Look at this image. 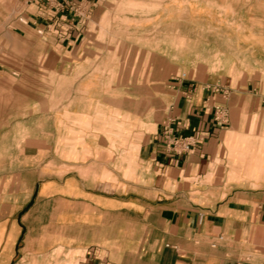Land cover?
Returning <instances> with one entry per match:
<instances>
[{
	"label": "crops",
	"instance_id": "0c3cea01",
	"mask_svg": "<svg viewBox=\"0 0 264 264\" xmlns=\"http://www.w3.org/2000/svg\"><path fill=\"white\" fill-rule=\"evenodd\" d=\"M28 4L59 79L0 114V264H264V0Z\"/></svg>",
	"mask_w": 264,
	"mask_h": 264
},
{
	"label": "rangeland",
	"instance_id": "374dc122",
	"mask_svg": "<svg viewBox=\"0 0 264 264\" xmlns=\"http://www.w3.org/2000/svg\"><path fill=\"white\" fill-rule=\"evenodd\" d=\"M29 6L27 0H0V114L13 109L17 92L24 89L16 80L42 86L47 79H59L49 70L59 64V56L50 51V43L39 29H26L24 17ZM256 57L264 63L263 53Z\"/></svg>",
	"mask_w": 264,
	"mask_h": 264
},
{
	"label": "built area",
	"instance_id": "2783aa9c",
	"mask_svg": "<svg viewBox=\"0 0 264 264\" xmlns=\"http://www.w3.org/2000/svg\"><path fill=\"white\" fill-rule=\"evenodd\" d=\"M35 0H27V2H33ZM217 90L219 87L216 88ZM216 119L220 122H226L228 119V114L226 109L217 107L216 111ZM172 126L170 124H167L164 129V138L167 145V148L169 151L173 152H185L189 151L192 148V137L184 136V137H176L172 133Z\"/></svg>",
	"mask_w": 264,
	"mask_h": 264
},
{
	"label": "bare ground",
	"instance_id": "6f19581e",
	"mask_svg": "<svg viewBox=\"0 0 264 264\" xmlns=\"http://www.w3.org/2000/svg\"><path fill=\"white\" fill-rule=\"evenodd\" d=\"M134 10V9H133Z\"/></svg>",
	"mask_w": 264,
	"mask_h": 264
}]
</instances>
